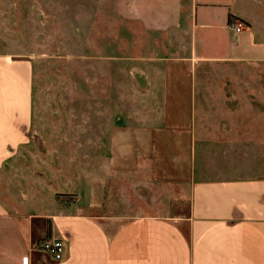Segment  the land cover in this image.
<instances>
[{
  "label": "crops",
  "instance_id": "0c3cea01",
  "mask_svg": "<svg viewBox=\"0 0 264 264\" xmlns=\"http://www.w3.org/2000/svg\"><path fill=\"white\" fill-rule=\"evenodd\" d=\"M111 3L115 19L132 27L131 45L148 37L156 48L172 53L117 56L134 64L129 68L133 90H142L137 86L142 79L153 83L146 91L158 92L162 104L155 95L149 105L164 110L159 116L150 109L135 117L122 132L125 147L118 139L114 152L107 151L113 163L103 166L104 178L90 182L109 188L105 195L110 199L124 189L131 204L176 207L166 214H101L87 205L75 208L80 198L71 194L75 203L68 196L56 202L68 209L25 215L11 207L16 204L14 192L8 198L0 193V264H264V172L243 166V173L232 168L230 174L205 164L196 175L193 163L178 157L182 153L191 159L197 123L206 139L227 135L245 140L251 133L245 123L251 122L263 124L259 132L264 134V115L218 117L204 110L197 116L193 108L198 99L206 108L215 106L216 100L209 99L217 95L224 98L221 107L245 105V69L239 66L264 69V0ZM234 18L245 25L238 35L229 27ZM25 56L0 51V174H12L16 182L25 169L33 107L31 62ZM147 63L157 66L150 69L143 65ZM218 64L233 69L222 71L223 78L212 71ZM259 139L263 142L264 135ZM166 141L182 149L166 150ZM52 238L65 240L61 261L41 250Z\"/></svg>",
  "mask_w": 264,
  "mask_h": 264
},
{
  "label": "rangeland",
  "instance_id": "374dc122",
  "mask_svg": "<svg viewBox=\"0 0 264 264\" xmlns=\"http://www.w3.org/2000/svg\"><path fill=\"white\" fill-rule=\"evenodd\" d=\"M111 2L0 0V51L25 53L32 70L33 107L25 169L17 182L12 174H0L1 179H7L0 182V193L8 198L14 192L16 204L11 207L20 213L47 214L68 209L56 202L62 203L61 199L68 196L75 203L77 198L71 194L80 198L75 208L87 205L92 212L101 214H166L176 207L165 203L159 206L131 204L124 189L119 197L110 199L105 195L109 188L106 190L101 182H90L104 178L103 166L113 163L107 151L114 152L119 146L118 139L125 147L122 132L135 117L145 116L150 109L159 116L164 110L158 104L153 108L149 105L155 95L162 104L158 92L146 91L147 85L151 89L153 83L142 79L137 84L142 90H133L129 68L134 64L129 59L116 58L172 53L156 48L148 37L138 38L140 42L131 45L132 27L115 19ZM118 65L122 67H116ZM143 65L150 69L157 66ZM231 69V66L218 64L212 71L223 77L226 74L221 72ZM239 69H245V105L221 107L224 98L217 95L209 99L216 100L213 101L215 106L206 108L198 99L193 106L197 116L204 110L208 111V116L218 117L241 113L255 118L264 115V69L257 70L256 66H239ZM196 81H199V73ZM114 82L122 85L111 86ZM262 125L245 123V129L251 131L245 140L226 138L227 135L219 140L211 136V139L204 138L202 125L197 123L191 159L182 153L178 157L182 163L192 162L196 175L205 164L225 168L230 174H234L232 168L235 173H243V166L250 171L259 167L264 172V141L259 139L264 135L263 131L259 132ZM220 132L225 135L227 131ZM35 136L40 138L41 148L36 145ZM165 147L166 150L182 149L170 146L167 141ZM250 171H245V175ZM181 191L186 196V191Z\"/></svg>",
  "mask_w": 264,
  "mask_h": 264
},
{
  "label": "built area",
  "instance_id": "2783aa9c",
  "mask_svg": "<svg viewBox=\"0 0 264 264\" xmlns=\"http://www.w3.org/2000/svg\"><path fill=\"white\" fill-rule=\"evenodd\" d=\"M229 27L238 35L243 31L245 25L240 19L234 18ZM41 250L53 260L61 261L64 259L66 252L65 240L60 238L49 239L41 244Z\"/></svg>",
  "mask_w": 264,
  "mask_h": 264
},
{
  "label": "water",
  "instance_id": "95a60500",
  "mask_svg": "<svg viewBox=\"0 0 264 264\" xmlns=\"http://www.w3.org/2000/svg\"><path fill=\"white\" fill-rule=\"evenodd\" d=\"M35 141L37 142L39 146H42L41 140L38 136L35 137Z\"/></svg>",
  "mask_w": 264,
  "mask_h": 264
}]
</instances>
